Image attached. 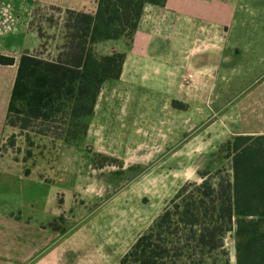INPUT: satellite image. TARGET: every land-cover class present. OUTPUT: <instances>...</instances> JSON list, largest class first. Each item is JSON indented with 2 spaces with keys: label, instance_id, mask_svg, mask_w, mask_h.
Masks as SVG:
<instances>
[{
  "label": "crops",
  "instance_id": "crops-1",
  "mask_svg": "<svg viewBox=\"0 0 264 264\" xmlns=\"http://www.w3.org/2000/svg\"><path fill=\"white\" fill-rule=\"evenodd\" d=\"M200 1V12L173 11L168 0L164 6L145 5L132 43L121 49L125 60L115 80L121 93L160 92L153 105L161 108L147 115L138 108L144 105L140 99L133 102V110L127 109L125 100L118 101L124 107L121 132L127 135V121L135 123L136 134L142 132L139 123L150 124L146 135L158 145L148 156L149 169L180 172L174 194L184 182L195 180L198 158L206 156L213 143L218 146L240 133L264 134V0ZM49 6L92 12L96 0H0V56L14 59L12 64L0 62V146L20 55L36 50L40 43L30 28L32 12ZM32 34L38 41L33 48L28 44ZM227 92L232 96L229 117L235 125L210 126L201 117V107L221 100ZM173 101L185 111L195 108V113L182 116ZM107 103L108 107L111 102ZM96 111L97 102L93 115ZM141 147L139 142L130 149L132 162L142 161ZM11 169L22 175L20 162L0 150V264H75L74 250L64 247L63 240L81 225L61 233L48 221L17 209L13 198H3L1 193L13 186L8 179ZM157 215L148 217L139 234Z\"/></svg>",
  "mask_w": 264,
  "mask_h": 264
},
{
  "label": "trees",
  "instance_id": "trees-1",
  "mask_svg": "<svg viewBox=\"0 0 264 264\" xmlns=\"http://www.w3.org/2000/svg\"><path fill=\"white\" fill-rule=\"evenodd\" d=\"M165 3L96 0L92 12L49 6L62 15L60 40L50 58L42 56L48 45L41 26L35 25L45 7H36L30 28L40 43L20 55L6 126L27 133L28 143L29 131L66 144L80 141L103 84L119 79L125 60L124 52L112 47L102 53L98 45L108 40L130 45L144 6ZM43 21L54 25L51 18ZM0 62L12 64L14 59L0 56ZM173 106L182 109L177 101ZM223 146L229 169L200 170V182H184L119 264H216L228 256L225 239L230 234L237 238L234 264H264V134H236Z\"/></svg>",
  "mask_w": 264,
  "mask_h": 264
},
{
  "label": "rangeland",
  "instance_id": "rangeland-1",
  "mask_svg": "<svg viewBox=\"0 0 264 264\" xmlns=\"http://www.w3.org/2000/svg\"><path fill=\"white\" fill-rule=\"evenodd\" d=\"M200 4V0H168V7L177 12H200ZM61 16L56 10L45 7L35 17V25L41 26L43 40L48 45L42 54L45 58L54 55L59 43ZM46 17L51 18L54 25L49 27L43 21ZM37 43L36 35L32 34L28 44L33 48ZM98 47L102 53H109L112 47L119 51L125 48L122 40H108ZM160 95L150 90L121 93L118 82H105L97 99L96 114L87 119V133L75 144L39 137L32 131L28 133V143L24 136L27 133L6 126L0 150L2 155L20 162L22 175L17 168L11 169L8 179L12 189L1 194L3 198H13L17 209L30 212L40 221H48L61 233L81 225L63 240L64 247L74 250L75 264H119L125 247L146 226L148 217L157 215L174 194L172 188L179 183L180 172L149 169L148 156L158 145L155 138L146 135L151 130L150 124L139 123L142 132L136 134L135 123L127 121L124 130L127 135L121 132V121L125 118L121 113L124 107L118 105L120 101L125 100L129 104L127 109L133 110V102L140 99L144 105L138 108L147 115L161 108L153 105L157 103L155 97ZM224 95L221 100L201 107L200 113L210 126L231 129L235 125L229 117L232 96L230 92ZM108 101L111 103L107 107ZM224 103L228 104L223 106ZM109 110L113 111L112 115L108 114ZM194 110L193 107L188 111L176 109L184 113L182 116H191ZM139 142H142V161L132 162L130 149ZM224 143L218 146L213 143L206 156L200 160L194 158V161L198 158L199 166L195 180H189L200 182V170L229 169L230 159L224 149L214 157ZM27 169L30 174L25 176L23 173ZM236 240L233 234L226 237L228 256L218 258L216 264H234Z\"/></svg>",
  "mask_w": 264,
  "mask_h": 264
},
{
  "label": "water",
  "instance_id": "water-1",
  "mask_svg": "<svg viewBox=\"0 0 264 264\" xmlns=\"http://www.w3.org/2000/svg\"><path fill=\"white\" fill-rule=\"evenodd\" d=\"M223 149H224V146H219V151L216 152L214 157H216L220 153V151H222Z\"/></svg>",
  "mask_w": 264,
  "mask_h": 264
}]
</instances>
